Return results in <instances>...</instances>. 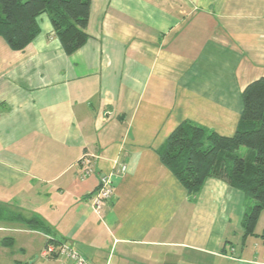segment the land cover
I'll return each mask as SVG.
<instances>
[{
    "label": "crops",
    "instance_id": "0c3cea01",
    "mask_svg": "<svg viewBox=\"0 0 264 264\" xmlns=\"http://www.w3.org/2000/svg\"><path fill=\"white\" fill-rule=\"evenodd\" d=\"M38 21L24 50L0 38V264H59L49 237L90 264H264V213L244 238V193L209 178L189 199L158 152L186 121L236 133L264 77V0H92L71 55Z\"/></svg>",
    "mask_w": 264,
    "mask_h": 264
},
{
    "label": "trees",
    "instance_id": "16d2710c",
    "mask_svg": "<svg viewBox=\"0 0 264 264\" xmlns=\"http://www.w3.org/2000/svg\"><path fill=\"white\" fill-rule=\"evenodd\" d=\"M91 4L92 0H0V38L13 50H24L41 32L39 17L47 14L64 51L71 55L89 39ZM242 97L244 109L233 136H222L186 121L158 152L189 199L196 198L209 178L242 191L246 207L243 237L247 238L257 235L264 213V77L250 83ZM26 223L46 230L37 218ZM50 243L55 245L52 237L48 238Z\"/></svg>",
    "mask_w": 264,
    "mask_h": 264
},
{
    "label": "built area",
    "instance_id": "2783aa9c",
    "mask_svg": "<svg viewBox=\"0 0 264 264\" xmlns=\"http://www.w3.org/2000/svg\"><path fill=\"white\" fill-rule=\"evenodd\" d=\"M84 168L85 175L94 173L93 158L88 153L84 154L80 161ZM127 165H121V171L125 172ZM114 174L113 173H101L99 180V187L96 194L93 197V206L98 211L102 208V205L109 201L114 194ZM47 256L55 255L59 264H90L88 260L75 248L71 247L67 243H62L56 247L53 243L47 245L45 249Z\"/></svg>",
    "mask_w": 264,
    "mask_h": 264
},
{
    "label": "rangeland",
    "instance_id": "374dc122",
    "mask_svg": "<svg viewBox=\"0 0 264 264\" xmlns=\"http://www.w3.org/2000/svg\"><path fill=\"white\" fill-rule=\"evenodd\" d=\"M254 237L253 236H250V238L249 239H253Z\"/></svg>",
    "mask_w": 264,
    "mask_h": 264
}]
</instances>
